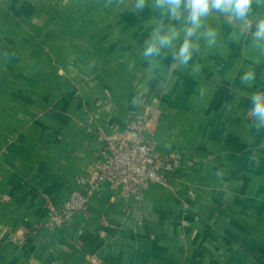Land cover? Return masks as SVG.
<instances>
[{
	"label": "crops",
	"instance_id": "1",
	"mask_svg": "<svg viewBox=\"0 0 264 264\" xmlns=\"http://www.w3.org/2000/svg\"><path fill=\"white\" fill-rule=\"evenodd\" d=\"M261 16L264 0L240 34L210 14L199 31L214 44L194 36L182 65L181 33L149 71L153 28L181 26L152 0H0V264H264V127L249 114L264 91ZM139 119L156 153L178 156L169 182H101L86 211L46 226L108 157L103 136Z\"/></svg>",
	"mask_w": 264,
	"mask_h": 264
},
{
	"label": "clouds",
	"instance_id": "2",
	"mask_svg": "<svg viewBox=\"0 0 264 264\" xmlns=\"http://www.w3.org/2000/svg\"><path fill=\"white\" fill-rule=\"evenodd\" d=\"M149 0H134V9L142 11ZM153 7L160 10L161 16H167L174 24L165 26L163 21L158 23L144 42L142 55L148 63L149 71L158 65L162 50L171 48L173 41L181 33L184 34L183 42L178 49H173L172 58L182 65H186L195 51L199 49L198 43H193L192 38L202 36L209 46L215 43L217 31L211 27L204 28V18L210 14H218L228 18L234 26H238L240 34H245L253 28L250 15L253 5L259 0H152ZM199 34V35H198ZM254 46L264 51V16L255 20V30L251 33ZM259 63V60L255 61ZM255 80V71L249 68L240 76L243 84L251 85ZM250 115L256 120V127H264V91L257 90L250 96Z\"/></svg>",
	"mask_w": 264,
	"mask_h": 264
},
{
	"label": "built area",
	"instance_id": "3",
	"mask_svg": "<svg viewBox=\"0 0 264 264\" xmlns=\"http://www.w3.org/2000/svg\"><path fill=\"white\" fill-rule=\"evenodd\" d=\"M250 114V112H249ZM146 120H135L123 131L104 135L103 141L108 157L101 161L94 172L93 180H83L82 190H73L61 209L49 207L46 226L66 224L74 214L88 208L89 195L101 182L112 186L122 184L127 194H134L149 184H167L170 173L179 166L175 153L164 157L154 151V141L147 138Z\"/></svg>",
	"mask_w": 264,
	"mask_h": 264
}]
</instances>
